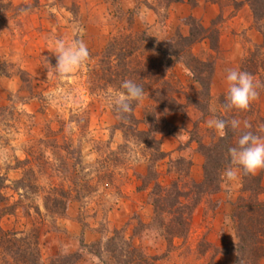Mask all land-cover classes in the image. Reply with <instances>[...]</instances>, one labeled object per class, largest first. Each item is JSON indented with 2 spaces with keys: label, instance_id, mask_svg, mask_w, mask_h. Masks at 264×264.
Returning <instances> with one entry per match:
<instances>
[{
  "label": "rangeland",
  "instance_id": "obj_1",
  "mask_svg": "<svg viewBox=\"0 0 264 264\" xmlns=\"http://www.w3.org/2000/svg\"><path fill=\"white\" fill-rule=\"evenodd\" d=\"M251 1L0 0V174L6 179L0 188V225L18 233V239L28 236L46 264L68 255L77 264H115L105 243L116 230L154 257L147 259L152 264H235L237 253L229 255V244L236 250L238 241L233 212L229 221L225 211H217L218 193L228 185L221 176L217 192H192L182 199L192 209L184 236L167 238L147 224L155 217L158 183L166 189L178 183L177 188L191 192L193 182L204 181L205 151L220 138L209 120L241 122L239 129L226 130L232 147L245 131L263 133L264 42L253 40L247 29L238 32L237 69L260 84L258 98L247 110L229 109L226 93L213 100L210 91L216 64L225 67L231 58L221 38L229 28L243 27L231 19ZM200 24L204 31H197ZM252 26L264 34V19L257 21L254 13ZM191 29L202 36L188 47L194 58L181 54L183 61L164 74L166 68L153 65L159 63L155 47ZM56 38L82 40L90 52L89 60L63 79L52 68ZM128 38L130 55L111 56L113 41L121 48ZM225 41L230 43L226 36ZM180 66L190 70L191 82ZM149 68L159 75L154 82L140 75ZM125 79L147 82L144 99L134 109L136 123L121 119L107 99ZM163 89L174 95V111H184L191 127L172 152L163 149L161 135L173 131L169 115L174 111L152 99L164 95ZM212 106L218 107L217 116L201 114H209ZM147 110L156 111L155 121L147 122ZM138 129L149 130L161 146L150 138L144 142ZM158 147L168 154L160 158ZM201 158L203 178L198 179L195 165ZM242 188L243 171L241 193ZM225 225L234 227L237 239H219ZM99 243L102 257L96 254Z\"/></svg>",
  "mask_w": 264,
  "mask_h": 264
},
{
  "label": "trees",
  "instance_id": "obj_2",
  "mask_svg": "<svg viewBox=\"0 0 264 264\" xmlns=\"http://www.w3.org/2000/svg\"><path fill=\"white\" fill-rule=\"evenodd\" d=\"M251 7L257 21L264 19V0H252ZM193 19L196 21L195 18ZM200 27L202 28L196 27L197 31L200 32L205 30V27L202 25ZM201 37V35L197 36L196 32L191 29L189 35H180L179 40L173 39L167 43L163 42L162 45L158 42L159 47H155V51L157 52L156 55L159 63L153 65L157 66L159 69L166 68L164 69V74H166L167 70L174 63L183 61L181 54H187L194 58L188 47H191V45ZM126 40L128 45L126 43L125 45L127 47L124 45L121 48L117 47L116 41L114 40L111 44L110 55H119L120 58L125 54L130 55V49L133 48V46L130 45L131 39L128 38ZM153 40L156 41L155 39ZM116 50L120 52L117 53ZM188 67L193 71V67H190V65ZM128 71L126 67L125 73H128ZM164 74L162 79L165 78ZM140 75H145L149 82H154V80L159 77L157 72L151 68ZM136 83L139 85L141 84V86L147 84V82L141 79H138ZM158 92H156V94ZM163 92L164 95L162 94L159 98L152 96V99L158 101L161 106L169 108V110H177L178 107L175 106L176 99L174 95L170 94L169 89H163ZM137 105L138 103L134 102L132 112L125 114L121 119L136 123L138 119L135 117L134 109ZM156 114V111L151 113L147 110V112L145 111V119L147 122L155 121L157 118ZM136 132L139 136L145 137L146 140L144 142H147L148 138H150L152 141H158L159 146H161L160 140L152 137L149 130L138 129ZM230 138L231 134L226 133V136L220 137L214 145L207 147L205 151L206 162L204 165L205 179L201 183L193 182L191 192L182 191L177 188L178 183L173 184L175 185L173 186L175 189H166L159 185V183L156 185V191L154 192L155 196L153 198L155 217L147 224L148 226L155 225V228L161 230L162 234L167 238L184 236L186 234L190 225V214L192 209H189L190 206L185 204L182 199L190 198L192 192L200 193L207 190L210 192H217L220 189L221 171L223 167L230 162V157H228V149L232 147ZM158 149L160 158L168 154L164 152L161 147H158ZM20 180L23 181L22 179ZM5 181L6 179L4 176L0 174V188L4 186ZM194 199L196 200L197 198ZM3 213L4 212L0 209V216ZM233 217L235 219L238 235L235 264H259L260 260L264 258V186L260 175L243 173L242 193L234 203ZM17 234L18 233L6 231L0 225V264H46L41 258L39 249L33 246L32 242L28 241V236L23 239H18L15 237ZM84 245L93 246L95 244L84 243ZM98 245L99 246L96 245L98 247L96 249V254L102 257L103 253L100 243ZM105 248L107 252H109L111 259L115 261V264H152L149 263L147 259H155L141 252L138 247L133 246L129 239L121 237L119 230H116L115 233L108 238L105 243ZM74 257V255H68L67 257L51 261L48 264H77L76 262L78 259L74 260ZM105 264L113 263L105 261Z\"/></svg>",
  "mask_w": 264,
  "mask_h": 264
},
{
  "label": "clouds",
  "instance_id": "obj_3",
  "mask_svg": "<svg viewBox=\"0 0 264 264\" xmlns=\"http://www.w3.org/2000/svg\"><path fill=\"white\" fill-rule=\"evenodd\" d=\"M27 11V9H21ZM56 57V65L52 67L55 75L60 78L69 77L80 69L90 58L87 45L82 40L67 41L64 38L54 40V48L51 51ZM227 92L225 99L226 108L247 110L250 104L258 98L257 89L260 84L254 80L252 74L239 69H228L226 75ZM116 92L108 94V102L114 107L117 115L123 117L132 112L133 102L143 101L145 91L143 87L131 79H125ZM238 119L214 118L208 121V127L214 129L220 137L226 136V130L240 128ZM245 128L251 126L245 122ZM229 166L222 172L221 177L228 182L239 178L240 171L245 174H255L264 170V137L252 131L243 132L237 141V145L229 147Z\"/></svg>",
  "mask_w": 264,
  "mask_h": 264
},
{
  "label": "crops",
  "instance_id": "obj_4",
  "mask_svg": "<svg viewBox=\"0 0 264 264\" xmlns=\"http://www.w3.org/2000/svg\"><path fill=\"white\" fill-rule=\"evenodd\" d=\"M217 13L218 11H216L215 14ZM232 20L236 22L237 24H240L243 22V27L242 28L239 27L237 31L233 30L232 28H229L227 33L223 35L221 38V46L223 49L226 50L227 53L230 54V56L228 57H231V58H228L226 61H224L225 62L224 64H226L225 67L221 65L220 62H218L215 66V70L213 72V76L211 78V85H210V91H211V96H212L211 99L213 100L227 92V82H226L227 70L237 69L239 67V61L241 59V51L239 47L240 45L237 42L238 32H240L241 30L245 28L247 29L249 36H251L253 40H257L258 42H262V43L264 42V34L261 31L257 30L254 26H252L253 12L247 2H244L241 5V8H239L237 15L233 19H231V22ZM225 36L229 40L230 42L229 44H226ZM179 68L181 72L184 73L187 80H190L191 82L192 75H191L190 70L186 68L185 66H180ZM182 84L187 85L186 82ZM263 97H264V94H263ZM217 108L218 107L215 108L212 106L211 112H209V114H204L202 112L201 114L209 115L208 117H215L218 114ZM259 108H261L260 109L261 114L264 116V102L263 101L261 102ZM195 109L198 110L197 108ZM185 116H186V113L182 110L174 111L169 115L170 117L169 120L172 122L173 131L169 133H165V134L163 133L161 135V142H162L163 149L165 151L172 152L173 150H175L180 142V139L184 136V134H189V130L191 129V127L189 123L187 122ZM259 136L264 137V129H263V133ZM203 161L204 159L201 158V160L199 159V161L197 162L198 164L195 165V167L199 169L198 179L203 178V175H202L203 174V171H202ZM255 175L261 176L262 184L264 186V170L257 171ZM225 184H228V185H226L224 191H221L218 193L219 198L221 197L222 200H221L220 207L217 209V211H221V212L225 211V213L227 214L226 216L228 217L229 221H231V214L233 212L234 202L237 199L238 195L241 193L242 171H240L239 178L237 180L231 181V182H228L225 180ZM218 228H220L219 230L223 229L221 225H219ZM224 229H225L224 230L225 233L223 235L221 231V236L219 239H228V238L237 239L236 234H235V229L232 225H229V227L225 225ZM91 240H94V239H91ZM222 244L225 245V242H223ZM235 252L236 250L234 246L232 244L231 245L229 244L230 257L234 256Z\"/></svg>",
  "mask_w": 264,
  "mask_h": 264
}]
</instances>
